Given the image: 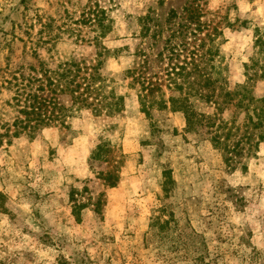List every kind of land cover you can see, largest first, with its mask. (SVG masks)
Listing matches in <instances>:
<instances>
[{"label": "rangeland", "instance_id": "rangeland-1", "mask_svg": "<svg viewBox=\"0 0 264 264\" xmlns=\"http://www.w3.org/2000/svg\"><path fill=\"white\" fill-rule=\"evenodd\" d=\"M193 10L206 28L174 42L185 40L201 55L217 46L221 58L214 65L223 68L231 89L247 85L264 97V53L257 41H264V0H0V133L18 115L9 84L16 72L27 76L40 61L55 67L75 56L96 57L94 39L103 30L89 17L107 25L98 41L111 51L105 72L114 82L107 90L126 96L114 115L84 110L68 127L4 140L0 264H264V142L233 167L207 129L188 130L184 112L155 109L148 117L139 87L126 75L137 51L147 49L142 16L150 13L163 29L152 50L159 71L164 63L156 55L168 28ZM216 27L222 35L211 41ZM182 54L191 56L189 50ZM224 116L231 119L232 110ZM103 141L111 143L114 162L91 159ZM116 166L121 180L107 187L98 173ZM73 190L76 201L88 205L80 218Z\"/></svg>", "mask_w": 264, "mask_h": 264}, {"label": "trees", "instance_id": "trees-1", "mask_svg": "<svg viewBox=\"0 0 264 264\" xmlns=\"http://www.w3.org/2000/svg\"><path fill=\"white\" fill-rule=\"evenodd\" d=\"M187 10L189 11L185 9ZM193 11L194 13L188 12L187 17H183L178 23H172L170 29L168 28L169 36L156 55L159 62L164 63L159 71H154L152 50L158 44L163 29L159 23L154 22L150 13L142 16L139 22L142 23V36L147 39V49L137 51L134 67L130 68L126 75L132 79V86L139 87L138 97L142 111L148 117H152L155 109L170 108L173 112H184L188 130L207 129L214 146L227 153V162L237 165L242 160L255 156L264 142V97L253 95L247 85H238L236 89H231L228 78L223 77V68L214 65L215 59L221 58L217 46L209 47L207 52L201 55L188 49L189 44L185 40L174 42L178 37H187L188 33L196 37L206 28V24L201 20V13ZM177 17L176 15L175 19ZM88 21L103 30L94 39L98 48L96 57L89 60L75 56L61 61L55 67L40 61V68L31 65L29 75L16 72L14 82L9 81L15 90L13 100L18 115L12 124L3 125L6 130L0 133V146L6 138L7 143L11 144L12 138L22 134L33 138L45 127H68L69 120L84 110L107 116L123 110L126 96L118 94L114 88L107 90L108 84L114 82V79L109 77L110 74L105 72L111 51L98 43L106 34L107 25L99 16L89 17ZM214 29L216 33L207 34L211 41L222 35L217 27ZM211 36H214V39ZM41 41L45 42L42 39ZM257 41L261 53H264V48L261 47L264 41ZM188 50L191 54L189 59L182 54ZM165 51L168 52L167 55ZM204 61L207 64H203ZM253 63L256 64L255 61ZM165 64H168L167 67H164ZM249 67L246 65L247 71ZM160 71L162 75L159 74ZM263 77L264 70L261 75V78ZM251 79L249 77V80ZM163 85L178 95L167 97ZM193 99L206 104L213 112L201 111L199 104ZM231 110L233 117L225 118V113ZM112 153L114 152L111 143L103 141L97 145L91 159L101 163L114 162L115 156H112ZM117 162L116 160L115 163ZM115 168L98 173L107 187H116L121 180L120 169L117 166ZM84 191L88 192V189L85 188ZM77 195L78 191L73 190L71 199L75 202L73 212L80 218V212L88 205L85 202H77ZM102 203L101 198L96 202V211Z\"/></svg>", "mask_w": 264, "mask_h": 264}]
</instances>
